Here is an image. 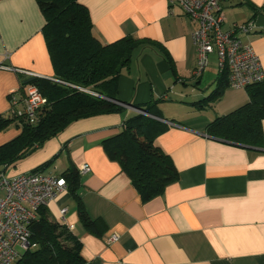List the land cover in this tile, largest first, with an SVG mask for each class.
Here are the masks:
<instances>
[{
    "label": "crops",
    "instance_id": "1",
    "mask_svg": "<svg viewBox=\"0 0 264 264\" xmlns=\"http://www.w3.org/2000/svg\"><path fill=\"white\" fill-rule=\"evenodd\" d=\"M79 3L88 10L92 35L102 45L125 36L155 44L121 72L116 98L129 107L158 101L167 130L154 144L171 159L177 181L142 203L119 165L106 157L100 142L118 134L122 122L136 114L127 108L72 122L5 175L30 173L50 160L41 173L60 177L69 164L77 171L88 166L89 172L79 175L77 195L88 217L102 221L101 237L83 228L67 188L45 206L57 223L71 226L86 264H264V119L261 148L222 143L205 133L213 119L247 102L245 89L228 86L203 110L190 105L216 87L220 73L210 55L204 69L193 74V26L168 0ZM247 3L264 7V0L222 3V30L252 20L256 31L238 36L253 49L264 73V12L254 15ZM43 24L36 0H0V116L14 109L10 96L18 101L15 109L21 107L26 85L21 86L20 76L54 78ZM19 132L13 126L0 132V145ZM112 236L115 242L109 241Z\"/></svg>",
    "mask_w": 264,
    "mask_h": 264
},
{
    "label": "trees",
    "instance_id": "2",
    "mask_svg": "<svg viewBox=\"0 0 264 264\" xmlns=\"http://www.w3.org/2000/svg\"><path fill=\"white\" fill-rule=\"evenodd\" d=\"M36 3L44 19L41 33L54 78L20 76L21 86L34 85L45 98L46 105L35 124L27 123L14 113L0 116V132L11 126L20 129L16 137L0 145L1 172L35 152L72 122L124 112L125 108L116 98L117 79L133 57L155 45L149 40L130 36L102 45L92 35L88 10L79 0H36ZM246 5L255 12L254 15L264 12V7L256 9L251 4ZM226 88L227 74L222 72L217 77L216 87L190 105L203 110L217 102ZM245 91L247 102L213 119L206 126L205 133L222 143L261 148L264 80L246 87ZM157 103L151 101L130 106L145 115L136 113L125 119L118 134L100 142L106 157L119 165L142 203L160 196L178 178L171 159L154 144L155 138L167 130L160 121L163 118ZM50 162L42 163L31 172L43 171ZM60 177L76 201L78 219L83 228L91 235L101 237L104 232L102 221L90 219L78 198L80 177L77 169L69 164ZM28 229L30 247L14 264H86L80 256L78 240L64 225L52 219L45 207L38 210Z\"/></svg>",
    "mask_w": 264,
    "mask_h": 264
},
{
    "label": "built area",
    "instance_id": "3",
    "mask_svg": "<svg viewBox=\"0 0 264 264\" xmlns=\"http://www.w3.org/2000/svg\"><path fill=\"white\" fill-rule=\"evenodd\" d=\"M224 1L228 0H168V4L181 10L193 26L191 39L196 53L193 74L198 75L204 69L207 58L213 55L218 73L227 74L228 86L245 89L264 80L257 55L238 36L254 33L256 27L253 22H247L223 31L221 5ZM10 104L14 108L11 113L29 124H35L46 100L34 85L28 84L24 87L21 107L15 109L18 101L11 96ZM123 107L144 114L132 107ZM88 172L86 165L78 169L79 175ZM65 189L62 177L30 172L8 178L0 171V264H14L30 247L28 227L35 220L38 210ZM64 213L65 209L60 210L61 216ZM109 241L115 242L116 238L112 236Z\"/></svg>",
    "mask_w": 264,
    "mask_h": 264
},
{
    "label": "rangeland",
    "instance_id": "4",
    "mask_svg": "<svg viewBox=\"0 0 264 264\" xmlns=\"http://www.w3.org/2000/svg\"><path fill=\"white\" fill-rule=\"evenodd\" d=\"M213 63V58H209V64H212ZM16 168V164L15 165H13V166H11L10 168H9V171H13V170H16L15 169ZM4 175H5V173H4ZM6 175H8L7 173H6ZM5 175V176H6ZM6 177H8V176H6Z\"/></svg>",
    "mask_w": 264,
    "mask_h": 264
},
{
    "label": "water",
    "instance_id": "5",
    "mask_svg": "<svg viewBox=\"0 0 264 264\" xmlns=\"http://www.w3.org/2000/svg\"><path fill=\"white\" fill-rule=\"evenodd\" d=\"M129 107V106H128ZM140 111V110H139ZM142 112V111H141ZM145 114V113H144Z\"/></svg>",
    "mask_w": 264,
    "mask_h": 264
}]
</instances>
